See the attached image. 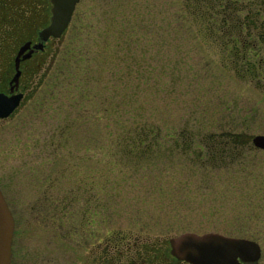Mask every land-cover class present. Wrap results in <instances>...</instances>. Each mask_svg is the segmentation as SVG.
Returning a JSON list of instances; mask_svg holds the SVG:
<instances>
[{"label": "rangeland", "instance_id": "374dc122", "mask_svg": "<svg viewBox=\"0 0 264 264\" xmlns=\"http://www.w3.org/2000/svg\"><path fill=\"white\" fill-rule=\"evenodd\" d=\"M58 40L44 86L0 124V190L15 237L27 231L25 248L34 249L37 231L57 235L56 225L41 223L37 199L49 186L74 187L64 245L45 252L59 253L58 264H94L95 244L97 264H142L114 248L135 241L154 253L187 231L254 240L264 264V149L245 142L264 134V90L222 65L184 1L79 0ZM139 127L156 131L146 138L158 142L127 155L123 139ZM224 132L247 143L243 163L237 156L208 170L204 141ZM109 239L115 245L105 253Z\"/></svg>", "mask_w": 264, "mask_h": 264}, {"label": "flooded vegetation", "instance_id": "af4514ba", "mask_svg": "<svg viewBox=\"0 0 264 264\" xmlns=\"http://www.w3.org/2000/svg\"><path fill=\"white\" fill-rule=\"evenodd\" d=\"M49 1L0 0V93L7 97L20 96L17 107L8 116L0 118V124L11 120L21 109L27 107L45 84L47 69L44 66L46 59L49 58L50 45L54 41H59L53 38L41 41L39 37L40 30L49 22ZM39 10L40 13H38ZM182 134L183 132H178L175 134V138L173 137V150L179 147ZM189 137L191 140L193 139L191 135ZM186 151L182 148V152ZM79 184L81 185V183ZM52 189L53 186H49L47 191L44 192L43 198L37 200L41 202L38 204V209L43 213L41 216L39 215L41 223L48 221L52 230L56 225L57 235L52 234L54 239L45 238V234L39 235L37 231L32 245L34 249H31V247L29 249L25 248L27 231L15 237L16 221L9 208L13 217L9 264H58L56 262H59L61 257L59 253L56 256H50L45 252L53 250L55 241L58 246L64 245L60 238H62L66 208L68 203L72 202L69 195L74 191V187H69L68 190L58 188L56 192H53ZM89 205L92 208L91 200H89ZM94 207L96 208V205ZM59 235H61L60 238ZM114 245L113 241L109 239L104 245L103 252H109L111 248H114ZM121 245L127 247L124 249L114 248L115 251L119 255L130 257L131 261L138 259L143 261L142 264H160L156 255L148 256L147 260L145 257L143 258L144 244L125 241ZM96 246L95 244L90 249L95 252L93 256L94 264H97L99 257ZM61 251L64 250L61 249ZM105 256L108 258L107 255ZM170 264H173V261Z\"/></svg>", "mask_w": 264, "mask_h": 264}, {"label": "trees", "instance_id": "16d2710c", "mask_svg": "<svg viewBox=\"0 0 264 264\" xmlns=\"http://www.w3.org/2000/svg\"><path fill=\"white\" fill-rule=\"evenodd\" d=\"M184 7L194 23L197 35L206 47L217 49L222 65L229 68L238 78L252 81L256 86L264 90V0H183ZM51 4L49 1L50 17ZM105 46L101 53H108ZM125 55V53H124ZM129 59V58H128ZM102 61H107L106 57ZM138 123H133V126ZM141 127V125H140ZM138 128L130 131L131 138H125V148L130 152L127 155L140 152L141 148L148 145H156L158 142L153 136L156 131L147 128ZM220 138L212 141H204V149L207 153L202 163L203 167L218 169L224 162L231 163L237 156L238 163H243L241 152L244 149L241 134L224 132L219 134ZM147 137V138H146ZM246 141H249L248 135ZM189 138H187V141ZM216 141V142H215ZM212 142V143H208ZM249 147V146H248ZM201 160L202 155H197ZM216 164L214 162L216 160ZM242 160V161H241ZM154 253L145 247L143 258L148 259L150 255H156L160 264L174 263L188 264L176 260L170 253L168 242ZM155 250V249H154Z\"/></svg>", "mask_w": 264, "mask_h": 264}, {"label": "water", "instance_id": "95a60500", "mask_svg": "<svg viewBox=\"0 0 264 264\" xmlns=\"http://www.w3.org/2000/svg\"><path fill=\"white\" fill-rule=\"evenodd\" d=\"M79 0H50L49 22L40 32L41 41L60 39L66 32ZM19 95L0 93V118L8 116L19 104ZM253 147L264 149V134L250 136ZM13 217L0 190V264H9ZM171 255L189 264H259L260 246L254 240L225 236L216 232H183L167 240Z\"/></svg>", "mask_w": 264, "mask_h": 264}, {"label": "bare ground", "instance_id": "6f19581e", "mask_svg": "<svg viewBox=\"0 0 264 264\" xmlns=\"http://www.w3.org/2000/svg\"><path fill=\"white\" fill-rule=\"evenodd\" d=\"M14 109H15V108H14ZM14 109H13V110H14Z\"/></svg>", "mask_w": 264, "mask_h": 264}]
</instances>
